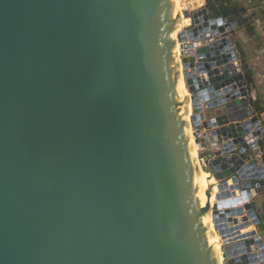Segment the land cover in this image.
<instances>
[{"label": "water", "instance_id": "water-1", "mask_svg": "<svg viewBox=\"0 0 264 264\" xmlns=\"http://www.w3.org/2000/svg\"><path fill=\"white\" fill-rule=\"evenodd\" d=\"M183 15L191 121L225 141L199 156L206 184L172 70V0H0V264H211L213 178L223 264H264V172L245 155L264 134L244 122L235 18Z\"/></svg>", "mask_w": 264, "mask_h": 264}, {"label": "crops", "instance_id": "crops-1", "mask_svg": "<svg viewBox=\"0 0 264 264\" xmlns=\"http://www.w3.org/2000/svg\"><path fill=\"white\" fill-rule=\"evenodd\" d=\"M211 1L243 11V14H240V22L238 20L237 23L235 20L236 28L229 35L234 48L238 52L240 67L244 62V66L250 74L252 84L249 85L251 89L248 99L250 103H256L262 109V117H259L254 107L253 112L264 126V0ZM255 200L257 207L260 209V223L258 226L264 229V192L257 195ZM258 226L254 227V231L264 244V232L261 229L259 230Z\"/></svg>", "mask_w": 264, "mask_h": 264}, {"label": "bare ground", "instance_id": "bare-ground-1", "mask_svg": "<svg viewBox=\"0 0 264 264\" xmlns=\"http://www.w3.org/2000/svg\"><path fill=\"white\" fill-rule=\"evenodd\" d=\"M201 6L200 0H187L186 2L182 0H172V11L173 15H177L178 19L174 23L175 27V35L176 40H171L172 42V70L175 72V80L177 84V88L179 90V93L181 95L183 109H184V118L187 124L192 154H193V160H194V166L195 171L199 180V184H206V178L211 177L208 172H205L201 166V163L199 161V157L197 155V145L195 144L193 138H192V128H191V122H190V116L192 114V106L190 103V95L186 88L185 81L183 79L179 62H180V51H179V43H178V35L185 29L188 28L191 25V19L186 18L183 15V11L187 8H193L195 6ZM174 64H178V68L174 70ZM207 76V75H206ZM216 76L211 77L212 79H215ZM187 92V95H186ZM205 163V161H203ZM217 183L215 182L213 178L212 187L209 191L210 196L208 195L207 200L203 203V208H205V205L209 203L210 207L209 210L203 211L202 215H208L209 220V241L208 243H214V249L215 253L218 255V260L211 262V264H223V249L220 242V238L216 231L214 230L213 225V218H212V207L214 206L216 199L215 196L217 194ZM237 195H239L237 193Z\"/></svg>", "mask_w": 264, "mask_h": 264}, {"label": "built area", "instance_id": "built-area-1", "mask_svg": "<svg viewBox=\"0 0 264 264\" xmlns=\"http://www.w3.org/2000/svg\"><path fill=\"white\" fill-rule=\"evenodd\" d=\"M232 48L234 49V53L233 55L237 58V62H238V52L237 50L234 48V46L232 45ZM180 51V50H179ZM180 53V52H179ZM181 58V55H180ZM240 65V64H239ZM243 74V73H242ZM207 85H209V81L207 80ZM216 84V83H215ZM246 89V96L244 97H240L241 98H245L247 100V107L245 108L247 112H251L252 116H249L244 122H250L251 119L253 118V116L257 117L254 112H253V103L249 102L248 99V95L250 92V86L246 83L245 86ZM190 95V103H191V94ZM202 107H204V105L206 104L205 102H201L200 103ZM192 106V104H191ZM195 114L193 113V106H192V114L190 116V122H191V128H192V138L195 142V144L197 145L198 148V157L205 152H211V153H217L220 152L222 150V145L225 143V141L222 142H208V139H205L204 136L205 134H208L212 129H206L205 127L202 126V123L200 121V126H193V123L191 121V118L194 116ZM258 118V117H257ZM259 120V119H258ZM259 126L262 128V133L264 134V126L260 123L259 121ZM251 127V131H257V126H250ZM262 139V138H261ZM246 155V163H253L255 168H262L263 172H264V145L263 146H259L258 144H255L254 146H252L250 149H248L245 152ZM214 158V157H213ZM199 161L201 163V166H205L204 170L205 172H207L206 168L208 166V164L210 163L209 160H207L205 163H203V159L199 158Z\"/></svg>", "mask_w": 264, "mask_h": 264}, {"label": "trees", "instance_id": "trees-1", "mask_svg": "<svg viewBox=\"0 0 264 264\" xmlns=\"http://www.w3.org/2000/svg\"><path fill=\"white\" fill-rule=\"evenodd\" d=\"M206 10L208 12V14L212 17V18H229V17H234L236 22L238 23V20L240 22V14H243V11H238L235 9H232L228 6H225L224 4H219V6H216V4L213 1L210 0H206ZM241 69H242V73L243 76L246 80V83L248 85L252 84V80L250 77V74L246 68V66H244V62H242L241 64ZM253 107L255 109V111L257 112V114L259 115V117H262L263 111L261 108H259L258 104L253 103Z\"/></svg>", "mask_w": 264, "mask_h": 264}, {"label": "rangeland", "instance_id": "rangeland-1", "mask_svg": "<svg viewBox=\"0 0 264 264\" xmlns=\"http://www.w3.org/2000/svg\"><path fill=\"white\" fill-rule=\"evenodd\" d=\"M211 1V0H210ZM206 0H200V4H201V8H205L206 9ZM216 4V6H219V4H217V3H215ZM190 13H192L194 10H188ZM209 18H212L210 15H209ZM191 26V25H190ZM180 57V56H179ZM214 114H217V112L216 111H214L213 112ZM197 150H198V148H197ZM197 155H198V151H197ZM216 182V181H215ZM261 224H263V223H261ZM258 228H259V226H258ZM258 228H256V229H258ZM262 230L263 232H264V229L263 228H259V230ZM217 233V232H216Z\"/></svg>", "mask_w": 264, "mask_h": 264}]
</instances>
